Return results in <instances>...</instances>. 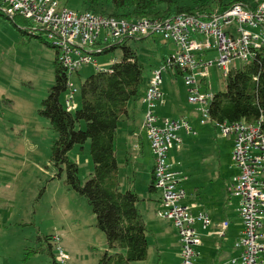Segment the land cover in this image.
<instances>
[{
    "label": "rangeland",
    "instance_id": "1",
    "mask_svg": "<svg viewBox=\"0 0 264 264\" xmlns=\"http://www.w3.org/2000/svg\"><path fill=\"white\" fill-rule=\"evenodd\" d=\"M58 1L71 11H85L81 0ZM205 1L212 3L213 0H181L180 3L194 6ZM17 27L0 14V264H54L48 244L56 260L63 250L68 257L65 264H97L108 250L106 236L97 227L96 216L87 200L67 185L66 172L60 175L52 162V148L58 135L51 128L50 121L39 112L55 84L57 50L43 42L52 43L46 36L42 41L23 34L19 29L27 28L23 22L17 21ZM128 45L136 51L138 61L144 67L145 85L149 84L156 70L164 69L165 62L178 50L173 42L160 37L131 40ZM122 56V50L117 49L94 59L100 70H107L112 62H120ZM217 56L216 51L208 52L209 61ZM236 64L240 66V63ZM96 72L93 65L83 66L70 76L71 88L80 91L82 84ZM207 75L212 93L226 89V78L216 63ZM160 89L164 94L161 109L166 105L165 117L180 120L182 115L188 116L187 122L192 128L191 134L184 129L178 132L181 144L168 155V162L181 173V186L187 193L180 203L195 214L209 215L212 220L208 230L196 225L200 255L195 264H216L218 245L222 240L224 242L221 237L228 228V231L233 228L237 231L240 224L238 200L231 198L228 191L238 175L233 160L234 138L223 135L218 127L201 123L198 107L187 100L185 75L176 74L171 69L164 70ZM69 94L70 90L61 96L65 108ZM75 102L80 104V92L76 94ZM171 102L177 106L175 110L170 109ZM192 115H195L193 120L190 119ZM82 125L84 128V123ZM135 126L140 127L138 133L142 136L143 149L141 143L133 145L132 139L126 138L122 131L127 127L125 121L118 130L119 179L123 191L135 190L143 200L140 207L149 227L153 210L149 205L155 208L163 192L149 191L155 157L147 133L141 129L143 121ZM77 129H80L79 125ZM137 144L139 149L135 150ZM127 151L130 152L128 167ZM69 157L77 162L79 177L84 184L94 170L90 142L83 149L75 146ZM157 216L172 227L173 234L176 233L174 243L172 241L170 245L174 246L172 248L179 258L181 239L177 229L171 220L160 216L159 211ZM209 234L216 236L208 240L210 246L204 247L203 238ZM41 237H49L50 241L41 240ZM148 239V258L139 264H155L157 259L152 232L148 233ZM239 239L228 234L225 246L237 251ZM224 261L228 260H222L220 264Z\"/></svg>",
    "mask_w": 264,
    "mask_h": 264
},
{
    "label": "built area",
    "instance_id": "2",
    "mask_svg": "<svg viewBox=\"0 0 264 264\" xmlns=\"http://www.w3.org/2000/svg\"><path fill=\"white\" fill-rule=\"evenodd\" d=\"M0 13L28 22L27 30L46 36L58 51V61L72 75L83 66L93 65L103 49L125 40L160 37L173 42L178 50L166 62L164 69L156 70L143 97L145 116L143 129L147 133L155 157V187L162 190L159 215L171 220L181 239V264H195L199 257L200 238L197 224L207 230L212 220L209 215L194 214L180 201L187 197L181 186V173L168 162V155L181 144L178 132L191 134L187 120L161 118L156 110L163 103V71L178 69L185 75L187 100L197 106L203 125L213 124L207 71L217 64L227 78L236 63L253 61L256 51L264 45V0L249 6L236 4L230 9H216L210 14H183L164 19H144L129 22L103 17L91 12H75L63 7L57 0H0ZM258 30V31H257ZM216 51L215 60H208V52ZM72 89L66 107L77 109ZM225 136L234 139L233 160L238 175L233 179L229 193L238 200V216L243 231L236 247L240 256L232 264H264V130L259 124L236 123L217 125ZM135 150L139 146L134 147ZM227 227L228 224L226 223ZM67 256L60 250L57 261L65 264Z\"/></svg>",
    "mask_w": 264,
    "mask_h": 264
},
{
    "label": "trees",
    "instance_id": "3",
    "mask_svg": "<svg viewBox=\"0 0 264 264\" xmlns=\"http://www.w3.org/2000/svg\"><path fill=\"white\" fill-rule=\"evenodd\" d=\"M180 1L81 0L85 9L83 12L130 22L183 14H210L216 9L225 11L236 4L254 6L262 0H213L210 2L212 5L205 1L194 6L182 5ZM5 18L16 27L17 21L23 22L25 26L29 25L20 17ZM19 29L29 38L43 41L42 36L27 29ZM43 42L56 49L52 43ZM129 42L130 40H125L114 44L99 54L105 55L117 49L123 52L120 62H112L107 70H98L82 84L78 91L80 104L76 103L78 107L74 111H68L61 104V96L68 90L71 94L72 88L71 75L59 63L57 51L55 84L39 111L50 121L51 128L58 135L52 148V162L60 175L66 172L67 185L87 200L96 216L97 227L106 236L108 250L102 254L97 264H139L147 260L150 248L149 230L140 208L143 200L135 190L125 192L121 189L116 150L121 123L131 118L135 109L143 105L146 91L144 67L138 61L136 51L128 45ZM175 71L183 76L180 70ZM210 117L213 123L210 126L216 129L217 125L222 124L248 123L259 124L264 130V45L256 51L252 62L230 72L226 78V89L214 94L210 104ZM77 125L80 129H77ZM133 132H136L135 128ZM88 142L94 170L90 179L83 184L79 177V166L69 157V153L75 146L83 149ZM140 146L142 149L141 144ZM129 153L126 156L128 163ZM149 191H157L154 168ZM40 239L50 241L49 237ZM48 250L54 264H61L53 255L49 244Z\"/></svg>",
    "mask_w": 264,
    "mask_h": 264
},
{
    "label": "crops",
    "instance_id": "4",
    "mask_svg": "<svg viewBox=\"0 0 264 264\" xmlns=\"http://www.w3.org/2000/svg\"><path fill=\"white\" fill-rule=\"evenodd\" d=\"M179 98L181 100V96ZM171 104H173V102H171ZM165 106H163V109H161V104H160L158 106L157 110H156V114L159 117H161V118H166L165 117V114L163 113L164 112V109H165ZM176 108H177V106H175L173 104L170 109L171 110H175ZM145 112H146V110H145V106L144 105L140 106V108L135 109V114L131 115V118L129 117V119H127L125 121V124H126L127 127H129V130H128L127 127L122 130L123 133L126 135V138L129 137L128 140H131L132 139L133 145L136 144V143H141L142 149H143L142 136H141L140 133H138V131H140V127L138 128L135 125H136V123H141L142 121L144 122ZM181 117L182 118L180 120H187L188 119L187 118L188 116L182 115ZM194 118H195V115L194 116L193 115L190 116V119L191 120H193ZM134 128L136 129V132L135 133L133 132V129ZM141 129H143V126H142ZM130 131H131V133H130ZM127 135H129V136H127ZM132 135H133V137H132ZM127 152H129V151H127ZM129 163H130V161H129ZM129 163L128 162L126 163L127 167L129 166ZM160 200L159 201H156L158 204L156 205L155 208H153V206L151 204L149 205V207L152 208L153 210H152V214H151L152 216L148 220L151 223V226L148 227V230H149V232H152V235H153V237L155 239L156 246H154V249L157 252V259L154 260V262H155V264H181V262H182L181 254H179L180 257L177 258L176 253H175V250L172 248L174 246H171L170 245L172 243V241L174 243V239L175 238L173 237V235L176 234V233L173 234L172 227L170 228L169 227L170 225H166L164 223L165 221L163 219H160L157 216V212L161 209V202H160ZM226 210L228 211L227 208H226ZM192 212H193V210H192ZM142 214L144 216V213L143 212H142ZM196 214H199V213H196ZM144 219H145V217H144ZM172 225H173V223H172ZM197 225H200L201 226V229L203 230V227H202L201 224H197ZM216 228L217 227L215 226L214 229H216ZM196 229H197V227H196ZM228 229L225 231L224 235L221 237L222 239H224V242L222 240L221 243H220V245H218V248H219V255L218 256L219 257L216 260V264H220V261H222V260H228L229 261V264H232L231 261L233 259H235V258H238L240 256V253H241L240 250L238 249L236 251L233 248L232 249H228L225 246V240L228 238V234H233L237 238L238 237L240 238V236L242 234V231H243V226H242L241 220H240L239 228H238L237 231L234 230V228L231 229L230 231H228ZM212 232H216V231H211V233ZM215 236L216 235L209 234L208 236L204 237L203 238V239H205L204 240V243H205L204 247L210 246V244L208 243V240L211 239V238H215ZM206 240H207V242H206ZM180 253H181V251H180ZM228 261H224L222 264L228 263Z\"/></svg>",
    "mask_w": 264,
    "mask_h": 264
}]
</instances>
